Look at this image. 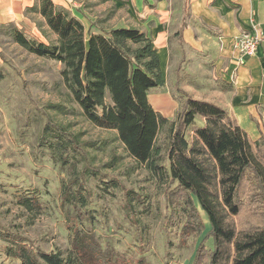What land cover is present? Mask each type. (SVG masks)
Masks as SVG:
<instances>
[{"label":"trees","instance_id":"obj_1","mask_svg":"<svg viewBox=\"0 0 264 264\" xmlns=\"http://www.w3.org/2000/svg\"><path fill=\"white\" fill-rule=\"evenodd\" d=\"M25 16L35 18L48 42L14 22L0 25V37L60 64L64 85L83 116L99 128L116 131L129 155L165 185L160 215L166 243L172 244L169 238L175 235L182 246L196 244L206 229L202 211L210 228L192 264H264V137L252 141L227 108L196 99L181 87L186 22L176 33L183 59L170 89L179 107L169 120L149 101V91L164 86L165 78L145 33L134 27L95 29L96 24L87 29L71 10L52 0H35ZM0 57L1 82L6 58L2 53ZM51 108L67 110L63 105ZM36 148L68 175L60 203L70 251L45 250L0 222L5 258L17 264H152L144 245L137 244L138 252H120L107 244L109 229L99 192L105 199H119L122 220L116 228L122 230L126 223L137 243L144 241V227L133 199L150 211L144 197L123 192V183L105 171L113 162L95 166L79 137L49 117L36 135ZM18 199L30 209L46 207L35 189L19 191Z\"/></svg>","mask_w":264,"mask_h":264},{"label":"rangeland","instance_id":"obj_2","mask_svg":"<svg viewBox=\"0 0 264 264\" xmlns=\"http://www.w3.org/2000/svg\"><path fill=\"white\" fill-rule=\"evenodd\" d=\"M86 7L87 16L82 21L87 29L94 24L95 29L99 26L120 28L129 24L130 17L121 3L88 0ZM34 19L25 16L16 24L48 42ZM0 53L6 58V78L0 82V222L45 250H59L64 254L70 251V234L60 203L68 175L59 163L36 148V135L44 124V118L49 117L53 123L79 137L95 166L113 162L105 171L123 183V192L135 191V196L144 197L148 203L150 211L147 213L140 202L133 199L144 227V241L137 243L135 231L126 223L122 230L116 228V222L122 220L119 199H105L99 192V204L109 229L107 244L120 252H138L137 244L144 245L145 255L152 264H192L196 248L210 228L207 216L200 210L206 229L196 244L190 242L182 246L175 235L169 238L172 244L166 243L160 215L164 210L165 185L156 183L149 172L129 155L116 131L99 128L83 116L64 85L61 65L30 54L2 37ZM0 62H3L1 57ZM175 67L174 62L169 73L172 80ZM172 84H169L170 89ZM158 91L160 88H153L149 94ZM58 105L65 106L68 111L51 108ZM29 189L38 190L41 194L46 205L42 211L20 203L19 191ZM5 244L0 238V264H17L5 258L2 252ZM207 244L211 245V241Z\"/></svg>","mask_w":264,"mask_h":264},{"label":"crops","instance_id":"obj_3","mask_svg":"<svg viewBox=\"0 0 264 264\" xmlns=\"http://www.w3.org/2000/svg\"><path fill=\"white\" fill-rule=\"evenodd\" d=\"M52 1L81 20L87 16L88 0ZM113 2L121 3L130 17L129 24L122 27L145 33L158 52L165 85L149 94L156 112L172 120L179 107L169 87L175 81V70L174 80L169 73L172 64L177 67L183 59L176 33L185 21L181 87L196 99L227 108L252 141L264 137V41L244 64L234 49L237 38L251 23L258 24L264 35V0H186V6L183 0ZM34 4L35 0H0V25L22 22L26 9Z\"/></svg>","mask_w":264,"mask_h":264},{"label":"built area","instance_id":"obj_4","mask_svg":"<svg viewBox=\"0 0 264 264\" xmlns=\"http://www.w3.org/2000/svg\"><path fill=\"white\" fill-rule=\"evenodd\" d=\"M263 41L264 35L260 26L251 23L250 29L243 32L234 44V49L239 53L240 63L244 64L246 57L256 55Z\"/></svg>","mask_w":264,"mask_h":264}]
</instances>
